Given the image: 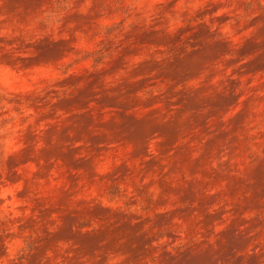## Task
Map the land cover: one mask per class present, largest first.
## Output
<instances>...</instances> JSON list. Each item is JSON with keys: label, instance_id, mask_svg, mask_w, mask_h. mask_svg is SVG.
Returning a JSON list of instances; mask_svg holds the SVG:
<instances>
[{"label": "clouds", "instance_id": "9594fccd", "mask_svg": "<svg viewBox=\"0 0 264 264\" xmlns=\"http://www.w3.org/2000/svg\"><path fill=\"white\" fill-rule=\"evenodd\" d=\"M264 0H0V264H264Z\"/></svg>", "mask_w": 264, "mask_h": 264}, {"label": "rangeland", "instance_id": "374dc122", "mask_svg": "<svg viewBox=\"0 0 264 264\" xmlns=\"http://www.w3.org/2000/svg\"><path fill=\"white\" fill-rule=\"evenodd\" d=\"M258 49H264V42H262L260 45H246L245 49L243 51L247 53H252L257 51ZM261 56H264V51H261Z\"/></svg>", "mask_w": 264, "mask_h": 264}]
</instances>
